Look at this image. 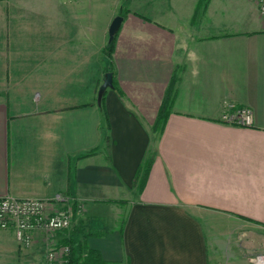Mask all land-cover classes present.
<instances>
[{"label": "crops", "instance_id": "crops-1", "mask_svg": "<svg viewBox=\"0 0 264 264\" xmlns=\"http://www.w3.org/2000/svg\"><path fill=\"white\" fill-rule=\"evenodd\" d=\"M197 2L0 0V197L72 206L70 228H36L29 246L0 228V264H44L77 226L93 264H251L264 227V20L251 0H206L195 15ZM106 72L121 91L105 90L107 145ZM227 104L250 107L253 124L223 121Z\"/></svg>", "mask_w": 264, "mask_h": 264}, {"label": "built area", "instance_id": "built-area-1", "mask_svg": "<svg viewBox=\"0 0 264 264\" xmlns=\"http://www.w3.org/2000/svg\"><path fill=\"white\" fill-rule=\"evenodd\" d=\"M264 20V0H254ZM221 114V119L228 123L249 126L253 123L252 110L247 106H237ZM63 200L60 195L53 199L0 197V228H10L16 241L21 246H29L32 232L36 228L46 231L65 230L72 225V206L65 204L58 209H51L52 201ZM69 245H52L45 254L44 264H66L65 256ZM252 264H264V253L251 258Z\"/></svg>", "mask_w": 264, "mask_h": 264}, {"label": "trees", "instance_id": "trees-1", "mask_svg": "<svg viewBox=\"0 0 264 264\" xmlns=\"http://www.w3.org/2000/svg\"><path fill=\"white\" fill-rule=\"evenodd\" d=\"M205 2H206V0H198L197 5H196V10H195V15L197 13H199L202 9H204ZM115 38H116V33L112 37V39L108 41V44L105 48V54L109 60L111 59L112 53L114 50ZM109 69H111V67H109ZM173 78L174 77H172V80H171L172 82H173ZM113 86L116 88L118 93L121 94V91L116 87L114 81H113ZM104 96H105V91L103 92L101 99H100V103H99V106L102 110V115H103L102 116L103 117V123L100 126V130L102 132L103 140L107 145L109 143L108 131H109L110 125H109V120H108L106 110H105ZM171 99H172V85L170 84V86L166 89V92H165L164 97L162 99L160 108L158 110V114L156 116V123H155L156 126H157L158 122H161L160 129L157 131V133H159L161 131V127H162V125L165 121V118L167 116V113H168V108L170 106ZM155 124H154V126H155ZM154 128H156V127H154ZM94 150L95 149H92V150L82 154V156L86 155V154L93 153ZM150 163H151V159L148 158L146 160V162L144 163V165L138 169V172L136 175V180H135V183L137 184L138 190L143 185L145 175L148 171V167H149ZM73 232H75L76 234H80V237L77 240H73L72 238H66L62 241L63 244L69 245V252L65 256L66 264H81V263L93 264V263L101 262V257L99 255V253L94 251V250H91L87 247V245L85 243L86 233L85 234L83 233L82 228L77 226V227L73 228Z\"/></svg>", "mask_w": 264, "mask_h": 264}, {"label": "water", "instance_id": "water-1", "mask_svg": "<svg viewBox=\"0 0 264 264\" xmlns=\"http://www.w3.org/2000/svg\"><path fill=\"white\" fill-rule=\"evenodd\" d=\"M122 21V16L120 15H116L112 21L109 24L108 27V40H111L112 37L115 35V33L118 31L120 24ZM112 73L111 72H106L103 81L101 82V84L98 87L97 90V96H96V102L99 104L100 103V99L101 96L103 94V92L108 88V87H112Z\"/></svg>", "mask_w": 264, "mask_h": 264}, {"label": "rangeland", "instance_id": "rangeland-1", "mask_svg": "<svg viewBox=\"0 0 264 264\" xmlns=\"http://www.w3.org/2000/svg\"><path fill=\"white\" fill-rule=\"evenodd\" d=\"M254 4H255V6L257 7V4L254 2V0H251ZM257 10H258V8H257ZM259 12V11H258ZM260 14V13H259ZM260 17H261V15H260ZM262 18V17H261ZM263 19V18H262ZM174 80H175V78H173V82L171 81L170 82V84L172 85V88H173V83H174ZM170 84L168 85V87L170 86ZM241 106H245V105H241ZM235 108V106H232V108ZM237 107V106H236ZM248 107V106H247ZM226 108H228V104H227V107ZM250 108V107H249ZM251 109V108H250ZM252 110V109H251ZM158 114V113H157ZM156 119L154 120V122H153V124H152V132L154 133V134H157V131L160 129V126H161V122H158V124H157V126H156ZM154 124H155V126H154ZM231 124H233V123H231ZM253 124V123H252ZM251 124V125H252ZM236 125H238V124H236ZM251 125H249V126H251ZM244 126V125H243ZM154 127H156V128H154ZM154 130V131H153ZM259 238H260V249L259 250H254V252H252L251 254H250V257H249V261H250V263H251V258L252 257H254L256 254H258V253H264V227H260L259 228ZM15 238V237H14ZM252 264V263H251Z\"/></svg>", "mask_w": 264, "mask_h": 264}]
</instances>
